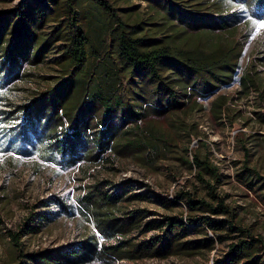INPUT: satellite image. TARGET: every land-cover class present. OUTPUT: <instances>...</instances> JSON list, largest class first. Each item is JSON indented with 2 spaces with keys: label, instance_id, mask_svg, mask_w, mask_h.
<instances>
[{
  "label": "trees",
  "instance_id": "1",
  "mask_svg": "<svg viewBox=\"0 0 264 264\" xmlns=\"http://www.w3.org/2000/svg\"><path fill=\"white\" fill-rule=\"evenodd\" d=\"M82 1L63 4L54 0L50 11L44 1L29 0L15 11L0 12L1 89L22 78L26 68L47 62L54 49L61 50L56 61L61 67V82L47 85L32 105L26 106L28 129L18 135L21 143L57 136L50 148L41 151L45 161L58 165H77L84 159L96 162L109 150L127 156L157 149L148 136L122 132L123 128L140 125L149 113L164 116L234 85L243 53V44L235 40L238 28L243 23L249 27L252 21H264V0H147L158 6L164 23L156 31L141 34L140 25L122 21L105 0H87L105 11L108 22L102 24L111 28L113 48L99 63V54L93 52L89 31L85 30L94 22L93 12L84 10ZM49 24L53 32L45 31ZM80 66L84 68L79 71ZM125 82L129 85L126 98L119 89ZM252 83L240 80L247 93ZM3 98L0 93V100ZM229 103L222 95L213 100L215 120L227 118ZM258 116L264 120V115ZM65 124L67 132L58 137ZM187 163L196 170L200 185L194 190L183 187L172 198L158 197L161 213L126 211L123 203L140 198L135 193L127 197L135 190L129 187L110 194L98 184L79 200L96 218L103 244L93 235L77 249L33 256L24 253L20 236L12 235L16 261L86 264L98 259L114 264L173 257L207 260L218 246L228 244L227 252L221 258L214 257L213 264H264V238L242 225L236 210L220 193V169L199 151L194 152L193 162ZM263 181L249 168L238 176V182L250 190ZM59 203L62 209L69 208L63 201ZM152 216L158 218L148 220ZM28 230L38 232L39 227Z\"/></svg>",
  "mask_w": 264,
  "mask_h": 264
},
{
  "label": "rangeland",
  "instance_id": "2",
  "mask_svg": "<svg viewBox=\"0 0 264 264\" xmlns=\"http://www.w3.org/2000/svg\"><path fill=\"white\" fill-rule=\"evenodd\" d=\"M40 1H44L50 11L55 7L54 0ZM65 1L58 0V3ZM105 1L122 21L128 25H140L141 34L156 31L164 23L158 6L147 0ZM28 2L0 0V12L15 11ZM82 7L89 13L93 12L94 22L85 30L89 31L93 52L99 54V63H102L113 45L109 35L111 28L103 25L108 22L106 13L87 0L82 1ZM262 23L264 21L255 20L249 27L243 23L238 28L235 40L243 44V53L234 85L222 88L216 96L199 98L198 104H187L164 116L149 113L138 127L128 125L123 128L122 132L136 131L148 136L158 146L157 149L137 151L127 156L109 150L96 162L84 159L77 165L66 162L58 165L45 161L41 151L50 148L57 136L43 138L41 142L32 138L30 142L21 143L18 135L28 129L26 106H31L47 85L56 86L61 82V67L56 61L62 54L57 48L48 55L47 62L30 70L26 68L22 78L0 88L4 97L0 100V264L23 263L16 261L12 235L20 236L24 253L33 256L77 249L93 235L103 244L96 218L79 200L90 187L98 184L110 194L129 187L135 190L127 197L135 193L140 198L123 203L126 211L146 209L151 213H161L158 197L172 198L183 187L194 190L200 185L195 178L196 170L187 163V160L193 162L195 151L208 156L220 169L223 184L219 191L236 210L242 225L264 238V181L258 182L253 190L238 182V176L245 168L264 179V120L258 116L264 115ZM53 30L52 24L45 28L48 32ZM82 68L77 69L80 71ZM241 78L254 81V84H249L250 93L243 91ZM128 87L127 82L122 89L118 87L124 98ZM221 95L230 99L231 108L222 122L215 120L211 113L213 100ZM234 119L236 122L231 125ZM67 128V124L62 126L58 137H62ZM61 201L69 206L67 210L62 209ZM155 218L158 217L152 216L148 220ZM31 227H39V231H29ZM191 233L193 236V231ZM152 235L154 232L147 237ZM110 243L115 244L116 239ZM227 245L218 246L207 260L173 257L114 264H213L214 257L221 258L227 252ZM86 264L104 263L95 259Z\"/></svg>",
  "mask_w": 264,
  "mask_h": 264
},
{
  "label": "snow or ice",
  "instance_id": "3",
  "mask_svg": "<svg viewBox=\"0 0 264 264\" xmlns=\"http://www.w3.org/2000/svg\"><path fill=\"white\" fill-rule=\"evenodd\" d=\"M260 27H264V23L260 24Z\"/></svg>",
  "mask_w": 264,
  "mask_h": 264
}]
</instances>
